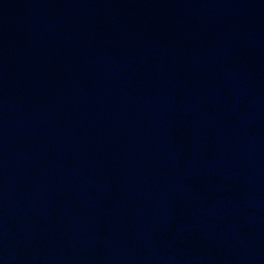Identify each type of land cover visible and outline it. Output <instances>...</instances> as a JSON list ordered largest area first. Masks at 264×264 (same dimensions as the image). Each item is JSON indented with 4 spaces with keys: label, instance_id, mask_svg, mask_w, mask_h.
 Listing matches in <instances>:
<instances>
[{
    "label": "water",
    "instance_id": "obj_1",
    "mask_svg": "<svg viewBox=\"0 0 264 264\" xmlns=\"http://www.w3.org/2000/svg\"><path fill=\"white\" fill-rule=\"evenodd\" d=\"M0 264H264V0H0Z\"/></svg>",
    "mask_w": 264,
    "mask_h": 264
}]
</instances>
